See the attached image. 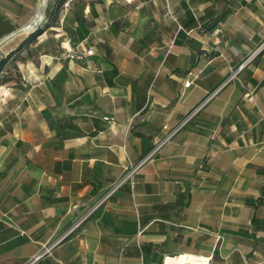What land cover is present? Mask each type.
<instances>
[{"label":"crops","instance_id":"obj_1","mask_svg":"<svg viewBox=\"0 0 264 264\" xmlns=\"http://www.w3.org/2000/svg\"><path fill=\"white\" fill-rule=\"evenodd\" d=\"M39 1L0 0V40ZM45 6L44 49L25 38L0 70V264H264V0ZM68 38L93 56L57 60ZM180 123L132 187L67 234Z\"/></svg>","mask_w":264,"mask_h":264},{"label":"built area","instance_id":"obj_2","mask_svg":"<svg viewBox=\"0 0 264 264\" xmlns=\"http://www.w3.org/2000/svg\"><path fill=\"white\" fill-rule=\"evenodd\" d=\"M67 43L69 44L67 48L63 50V52L57 57V60L66 62V63H77L83 64L90 57L93 56V50L91 48L86 47L83 43H72L71 39H67ZM246 60L242 61L239 65L235 67L229 68V75L226 81H233L238 79V74L244 69ZM197 78V75L193 73H189V78L186 79L183 86L184 88H189L193 85L194 80ZM213 93L208 94L203 102L198 106L201 107L204 103H206L211 97ZM104 121L111 122L112 118L104 117L102 118ZM182 123L178 124L177 127L172 129L170 132L166 133L157 143L154 144L152 150L140 161L137 163H128L126 166L122 167V171L119 175L116 176L115 180L102 192L98 200L95 204L88 210L67 232V234L74 231L78 226L82 224V222L87 219V217L92 214L95 210L104 206L110 198L125 184H129L131 187L134 185L135 176L138 173L141 165L145 162L149 161L152 156L159 151V149L170 141L173 135L177 132V130L181 127ZM166 129V126L162 128ZM216 239L219 241L220 236L216 235ZM38 254L34 259L39 258ZM181 255L178 256H169L163 259L162 264H168V261H176Z\"/></svg>","mask_w":264,"mask_h":264},{"label":"rangeland","instance_id":"obj_3","mask_svg":"<svg viewBox=\"0 0 264 264\" xmlns=\"http://www.w3.org/2000/svg\"><path fill=\"white\" fill-rule=\"evenodd\" d=\"M45 4H46V2H45ZM51 5V4H50ZM46 10V6H45V8H44V11ZM44 11H43V16H44ZM42 26V21H41V23L36 27V29L35 30H37V29H40V28H42L41 27ZM19 28H21L20 26H17V28L16 29H19ZM35 30H33V31H31V32H29V33H23V34H19V35H17V36H15V37H13L11 40H9L8 42H6L0 49H1V52H0V62L2 61V60H4L5 58H6V56H8V53H9V51H10V49H12L16 44H18V42H20L21 40H24L25 38H27L30 34H32ZM15 30H13V31H11L10 33H12V32H14ZM45 31L46 30H44L43 32H42V34H44L45 33ZM9 33V34H10ZM8 34V35H9ZM41 34V35H42ZM50 34H46L45 33V35H43L42 37H40V35L39 36H37V37H35V38H33L30 42H31V51L33 52V53H38V52H40V49H44L43 48V46L42 47H40V45H37L38 43V40L40 39L41 41H44V40H48L49 38H50ZM40 37V38H39ZM34 54V55H35ZM20 55H17V57H15V59H17L18 57H19ZM12 63H9V71H8V66L5 68V70H6V72H11L10 73V75L12 74V67H10V66H12L11 65Z\"/></svg>","mask_w":264,"mask_h":264},{"label":"bare ground","instance_id":"obj_4","mask_svg":"<svg viewBox=\"0 0 264 264\" xmlns=\"http://www.w3.org/2000/svg\"><path fill=\"white\" fill-rule=\"evenodd\" d=\"M46 0H40L39 5L42 6L43 3H45ZM37 15V14H36ZM42 19H40V16H35L33 20L27 24L25 27H31V24H34L35 22L40 23ZM1 52V49H0ZM168 264H208L207 259L205 258H197L195 256H187V255H181L176 261H168Z\"/></svg>","mask_w":264,"mask_h":264},{"label":"water","instance_id":"obj_5","mask_svg":"<svg viewBox=\"0 0 264 264\" xmlns=\"http://www.w3.org/2000/svg\"><path fill=\"white\" fill-rule=\"evenodd\" d=\"M44 8H45V3L42 4V6L39 7V11L36 15V17L39 15L40 16V19H42L43 17V11H44ZM42 21V20H41ZM41 23V22H40ZM37 22H35L34 24H31V27H22L20 28L19 30H16L14 32H12L11 34H9L8 36H6L5 38H3L2 40H0V48L6 43L8 42L9 40H11L13 37L19 35V34H23V33H29L33 30L36 29V27L40 24Z\"/></svg>","mask_w":264,"mask_h":264},{"label":"trees","instance_id":"obj_6","mask_svg":"<svg viewBox=\"0 0 264 264\" xmlns=\"http://www.w3.org/2000/svg\"><path fill=\"white\" fill-rule=\"evenodd\" d=\"M51 25L54 24V21L52 20L51 22H49ZM41 35V30L40 29H37L35 30L32 34H30L27 38H26V41L25 42H30L33 38L37 37ZM6 62V59L2 60L0 62V70L2 68V66L5 64Z\"/></svg>","mask_w":264,"mask_h":264}]
</instances>
